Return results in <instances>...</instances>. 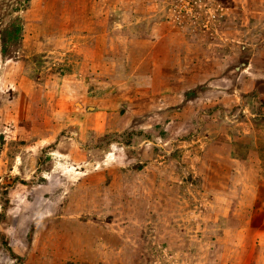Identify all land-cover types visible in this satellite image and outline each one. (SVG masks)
<instances>
[{
  "label": "rangeland",
  "instance_id": "1",
  "mask_svg": "<svg viewBox=\"0 0 264 264\" xmlns=\"http://www.w3.org/2000/svg\"><path fill=\"white\" fill-rule=\"evenodd\" d=\"M0 264H264V0H0Z\"/></svg>",
  "mask_w": 264,
  "mask_h": 264
}]
</instances>
